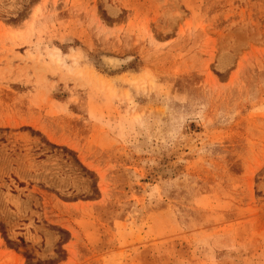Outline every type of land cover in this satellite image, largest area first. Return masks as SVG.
<instances>
[{
    "label": "rangeland",
    "instance_id": "374dc122",
    "mask_svg": "<svg viewBox=\"0 0 264 264\" xmlns=\"http://www.w3.org/2000/svg\"><path fill=\"white\" fill-rule=\"evenodd\" d=\"M0 264H264V0H0Z\"/></svg>",
    "mask_w": 264,
    "mask_h": 264
},
{
    "label": "bare ground",
    "instance_id": "6f19581e",
    "mask_svg": "<svg viewBox=\"0 0 264 264\" xmlns=\"http://www.w3.org/2000/svg\"><path fill=\"white\" fill-rule=\"evenodd\" d=\"M110 60L115 61V62L117 61V60H113V59H110ZM112 61H111V62H112ZM117 62L119 63V60H118ZM118 63H117V64H118Z\"/></svg>",
    "mask_w": 264,
    "mask_h": 264
}]
</instances>
